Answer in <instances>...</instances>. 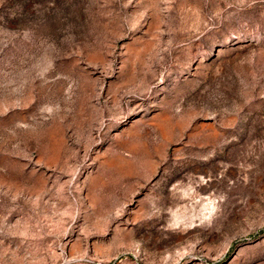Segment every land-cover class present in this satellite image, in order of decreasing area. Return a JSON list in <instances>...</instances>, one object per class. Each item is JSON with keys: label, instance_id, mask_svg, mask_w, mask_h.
Here are the masks:
<instances>
[{"label": "rangeland", "instance_id": "1", "mask_svg": "<svg viewBox=\"0 0 264 264\" xmlns=\"http://www.w3.org/2000/svg\"><path fill=\"white\" fill-rule=\"evenodd\" d=\"M0 264H264V0H0Z\"/></svg>", "mask_w": 264, "mask_h": 264}]
</instances>
